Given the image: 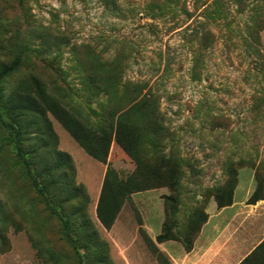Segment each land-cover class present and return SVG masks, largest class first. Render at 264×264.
<instances>
[{
    "label": "rangeland",
    "instance_id": "rangeland-1",
    "mask_svg": "<svg viewBox=\"0 0 264 264\" xmlns=\"http://www.w3.org/2000/svg\"><path fill=\"white\" fill-rule=\"evenodd\" d=\"M3 64L55 138L0 108V264H177L164 243L216 241L222 187L240 201L259 174L264 199V0H0ZM242 206L223 250L264 264V234L237 249Z\"/></svg>",
    "mask_w": 264,
    "mask_h": 264
},
{
    "label": "crops",
    "instance_id": "crops-1",
    "mask_svg": "<svg viewBox=\"0 0 264 264\" xmlns=\"http://www.w3.org/2000/svg\"><path fill=\"white\" fill-rule=\"evenodd\" d=\"M253 178V177H252ZM251 178V179H252ZM254 180V178H253ZM253 185L249 184L247 187L245 194L243 197L240 199V201H235L232 205L223 207V208H218L217 210L213 211L211 213L210 218H209V224L211 222L213 225L210 226V231L218 232V236L215 238V242H211V245L209 248L216 247L217 245L219 246V249L216 250L217 255H214L213 251H210L208 246L204 250L203 255L201 254V249L203 245H206L209 240L206 239H200L196 243V246L189 252L184 250L181 246H176L174 244H165L164 243V249L168 252L170 256H172V259L177 263V264H207V262L211 259L214 258V260L220 261L218 264H233L236 259L239 257H242L243 255V249L239 250L238 247H245V245H249L251 242H257L261 236L264 234V212L262 213L261 210L264 209V199L258 201L256 204H250L251 208L249 210L252 212V219H253V227L250 234V239L247 242H239V244H236L237 249L234 251L231 256H229V253H225L223 250V236L226 237V233L223 232V226H221V219H224L225 215L229 212V215H232L233 213L235 214L237 212L238 215H240L243 211V206L240 208L242 203L244 201L250 198L252 194V189ZM216 204V203H215ZM262 215V216H261ZM228 216V215H227ZM228 238V237H227ZM216 245V246H215ZM216 257V258H215Z\"/></svg>",
    "mask_w": 264,
    "mask_h": 264
},
{
    "label": "trees",
    "instance_id": "trees-1",
    "mask_svg": "<svg viewBox=\"0 0 264 264\" xmlns=\"http://www.w3.org/2000/svg\"><path fill=\"white\" fill-rule=\"evenodd\" d=\"M16 65L17 64H10L8 66V65L3 64L0 67V83L3 81L4 78L7 77V75L10 74V72L12 70L16 69ZM16 98L20 99V101L23 103L24 109L32 110L33 112L39 114L43 118L46 129L49 131V134H51V136H53V138H55L54 137L55 135L52 132L50 121L48 120L44 110L41 108L39 102L34 97H32L29 94L20 93V94L15 95L14 98L7 99L6 97L4 98V96L2 94V88L0 86V108L8 109V107H10V106L13 107L14 104L16 103ZM4 100H6V103H4V105H3ZM105 135H106V133L103 134L102 138H105L106 137ZM62 156L65 157V159L67 160L69 168H71L70 158L64 154ZM256 176L258 178V185H257L255 191L253 192V194L248 199V202H247L248 204H256L258 201L263 199V185L261 184V181L259 179V174H257ZM233 194H234L233 191L227 190L226 186L222 187L220 189V191H218L214 195L218 208H223V207H227V206L232 205L234 202V199H233L234 195ZM203 219H204V222H206L208 220V214H205ZM172 226H173V222L170 221L169 218H167V220L164 224V228H163L162 233H160L156 238L159 243L167 241L169 239ZM183 244H184V248L187 252L191 251L194 247L193 243L190 241H187V240H183Z\"/></svg>",
    "mask_w": 264,
    "mask_h": 264
}]
</instances>
